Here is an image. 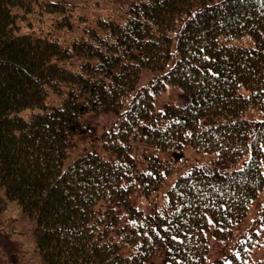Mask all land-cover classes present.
<instances>
[{
  "label": "trees",
  "instance_id": "obj_1",
  "mask_svg": "<svg viewBox=\"0 0 264 264\" xmlns=\"http://www.w3.org/2000/svg\"><path fill=\"white\" fill-rule=\"evenodd\" d=\"M143 69L166 73L64 168ZM0 172L49 264H207L264 191V0H0Z\"/></svg>",
  "mask_w": 264,
  "mask_h": 264
},
{
  "label": "rangeland",
  "instance_id": "obj_2",
  "mask_svg": "<svg viewBox=\"0 0 264 264\" xmlns=\"http://www.w3.org/2000/svg\"><path fill=\"white\" fill-rule=\"evenodd\" d=\"M149 74L148 71H144L143 75ZM152 77V73H150ZM141 87L138 85L137 90ZM135 93H133L134 95ZM132 95V96H133ZM166 102V98L159 100V105ZM126 110V107L122 112ZM122 116L120 114L107 113L101 116H90L83 117L82 121L92 126H97L99 130L110 128L112 126H118ZM95 136L91 137H78L81 144H84V149L81 151L79 148L72 150L73 156L81 155L83 152L85 155L94 151L92 140ZM72 160H68L66 165L70 164ZM2 173L0 172V176ZM9 186L5 183V180H0V259L3 257L4 260L0 264H7V257L5 252L8 254V258L15 260L18 264L21 262L20 248L27 249L28 244L31 248L28 253L27 261L30 264H48L43 258L38 249L36 248V242L34 237L35 223L24 208L21 207L19 201L13 200L11 197V191ZM13 195V194H12ZM14 197V195H13ZM264 202L263 195L258 199H254L251 203V207L247 217L243 218L237 226L235 231L236 240L230 239H217L213 235V232L207 231V238L209 242V253L206 258L207 264H214L216 260L229 259V254L236 250V247L242 240H245L249 235V231H253L258 228L259 221L262 216V205ZM255 221V223H253ZM30 233V237H29ZM258 243V240H257ZM17 246V247H16ZM254 252L251 253L253 258V264H264V231L259 235V243L253 248ZM251 260V259H250ZM10 261V260H9ZM11 263V262H10Z\"/></svg>",
  "mask_w": 264,
  "mask_h": 264
},
{
  "label": "snow or ice",
  "instance_id": "obj_3",
  "mask_svg": "<svg viewBox=\"0 0 264 264\" xmlns=\"http://www.w3.org/2000/svg\"><path fill=\"white\" fill-rule=\"evenodd\" d=\"M148 175H151V174L148 173ZM210 223H211V221H210ZM253 223H255V221ZM220 230L221 231H225V229H220ZM262 231H264V217L261 218V225H260V228L257 230L256 234L257 235H260ZM173 239H176V238L173 237ZM233 255L236 257L237 260H240L241 259V256L239 255L238 252L237 253H233ZM227 264H232V262L231 261H228Z\"/></svg>",
  "mask_w": 264,
  "mask_h": 264
}]
</instances>
